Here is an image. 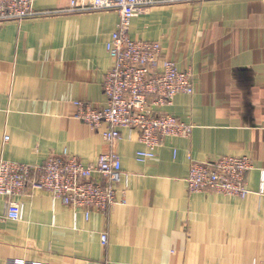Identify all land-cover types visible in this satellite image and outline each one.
Masks as SVG:
<instances>
[{"label":"crops","instance_id":"crops-1","mask_svg":"<svg viewBox=\"0 0 264 264\" xmlns=\"http://www.w3.org/2000/svg\"><path fill=\"white\" fill-rule=\"evenodd\" d=\"M69 4L33 0L53 13L0 23V156L38 165L66 150L93 163L113 149L129 179L125 203L74 220L69 206L27 188L13 220L0 197V264H264V0L173 2L133 18L130 38L158 42L194 85L162 108L191 134L165 138L143 163L136 132L122 129L111 146L73 117L76 101L105 103L118 14L56 13ZM226 154L251 159L250 193H190L189 158Z\"/></svg>","mask_w":264,"mask_h":264},{"label":"built area","instance_id":"built-area-1","mask_svg":"<svg viewBox=\"0 0 264 264\" xmlns=\"http://www.w3.org/2000/svg\"><path fill=\"white\" fill-rule=\"evenodd\" d=\"M181 1L209 0H70L67 8L56 11L117 12L116 29L106 43L112 64L102 82L105 103L97 108L76 101L73 117L100 130L102 139L111 146L121 138L122 129L136 132L141 147L135 159L140 163L153 158L165 138L191 134L192 124L162 108L170 106L177 94L193 93L194 85L192 72L181 71L166 59L158 42L131 39L130 24L152 6ZM49 13L53 12L35 10L33 0H0V23ZM252 168L251 159L245 155L226 154L203 161L190 157L188 190H212L244 198L250 193L246 175ZM128 185V175L113 149L101 153L93 163H84L66 150L48 156L38 165L12 162L0 156V197L4 198V216L13 220L22 217L23 205L17 197L27 188L48 192L52 200L69 206L76 220L79 212L88 218L92 211L105 214L114 205L125 203ZM101 243H107L106 234H101Z\"/></svg>","mask_w":264,"mask_h":264}]
</instances>
